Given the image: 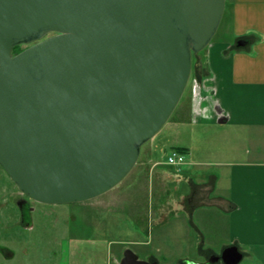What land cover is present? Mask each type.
Masks as SVG:
<instances>
[{
    "label": "water",
    "instance_id": "95a60500",
    "mask_svg": "<svg viewBox=\"0 0 264 264\" xmlns=\"http://www.w3.org/2000/svg\"><path fill=\"white\" fill-rule=\"evenodd\" d=\"M225 4L0 0V166L17 189L64 204L118 185L178 105ZM212 257L180 264H239L243 253ZM119 264L157 261L125 248Z\"/></svg>",
    "mask_w": 264,
    "mask_h": 264
},
{
    "label": "rangeland",
    "instance_id": "374dc122",
    "mask_svg": "<svg viewBox=\"0 0 264 264\" xmlns=\"http://www.w3.org/2000/svg\"><path fill=\"white\" fill-rule=\"evenodd\" d=\"M216 36L222 38L225 33L216 34L209 44L218 40ZM194 82L191 76L168 121L141 146L128 175L93 199L46 204L30 198L31 207L23 210L19 200L26 195L0 166V264H119L125 248L157 264H180L185 258L203 262L209 253H220L224 234L211 235L208 230L209 221L218 222L219 211L200 206L191 214L183 199L189 191L184 177L198 183L219 168L209 166L215 159L209 152L210 142L224 145L217 129L192 115L200 99L198 92L195 96ZM198 85H203L201 80ZM173 145L186 146L189 152L179 178H166L162 168L167 166L154 160L166 162ZM23 220L31 226H24ZM201 238L205 248L211 244L214 251L204 247L198 251ZM239 264H264V255L258 259L243 256Z\"/></svg>",
    "mask_w": 264,
    "mask_h": 264
},
{
    "label": "crops",
    "instance_id": "0c3cea01",
    "mask_svg": "<svg viewBox=\"0 0 264 264\" xmlns=\"http://www.w3.org/2000/svg\"><path fill=\"white\" fill-rule=\"evenodd\" d=\"M225 12L224 24L216 33L223 31L225 36H216V42L203 49V54L199 52L191 73L196 82L203 83L192 115L217 129L224 142L222 146L209 144L215 158L209 166L219 168L198 183L184 177L189 191L183 199H188V213L200 206L219 211L218 222L209 221L208 230L211 235L224 234L220 248L236 245L243 256L258 259L264 255V0H226ZM239 39L246 44L237 47ZM188 152L189 148L185 162ZM155 162L167 166L162 168L166 178H177L184 165L175 168L165 160ZM197 243V250L204 251L205 240ZM205 249L214 251L211 244Z\"/></svg>",
    "mask_w": 264,
    "mask_h": 264
},
{
    "label": "built area",
    "instance_id": "2783aa9c",
    "mask_svg": "<svg viewBox=\"0 0 264 264\" xmlns=\"http://www.w3.org/2000/svg\"><path fill=\"white\" fill-rule=\"evenodd\" d=\"M199 87L200 85H198V82L195 81L193 84V90L196 93L195 94L196 97H197V92H198V98L201 97V95L199 96V93H200ZM166 162L170 165H181L185 162V158L183 154L178 153L176 151H171L166 158Z\"/></svg>",
    "mask_w": 264,
    "mask_h": 264
},
{
    "label": "trees",
    "instance_id": "16d2710c",
    "mask_svg": "<svg viewBox=\"0 0 264 264\" xmlns=\"http://www.w3.org/2000/svg\"><path fill=\"white\" fill-rule=\"evenodd\" d=\"M225 15H226V12H225V10H224L223 17H222V19H221V22H220V25H219L218 30H219V29L223 26V24H224V20H225V18H226ZM218 30H217V31H218ZM216 33H217V32H216ZM22 48H23V46H21V45H18V46H16V47H14V49H13V54L19 52ZM200 53H201V52H200ZM200 53H198L196 56H193V61L195 60V58H197V56H198ZM171 151H176V152H178V153L184 154V153H186V152L188 151V148L183 147V146H181V147L178 146V147L173 148Z\"/></svg>",
    "mask_w": 264,
    "mask_h": 264
},
{
    "label": "flooded vegetation",
    "instance_id": "af4514ba",
    "mask_svg": "<svg viewBox=\"0 0 264 264\" xmlns=\"http://www.w3.org/2000/svg\"><path fill=\"white\" fill-rule=\"evenodd\" d=\"M24 195V194H23ZM28 199V200H27ZM29 197L27 198V196H26V198H23V197H21L20 198V200H19V204H20V206L23 208V210L24 209H27V208H29V207H31L30 206V202L31 201H29ZM188 202V199H187V201H186V203ZM212 254H214V253H209L208 254V256L205 258V260L203 261L204 263L205 262H207V261H209L210 259L212 260ZM119 263V262H118ZM213 264H222V262H221V260L219 259V260H217V261H214L213 262Z\"/></svg>",
    "mask_w": 264,
    "mask_h": 264
}]
</instances>
